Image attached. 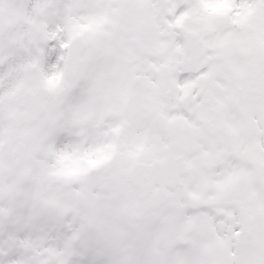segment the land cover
Masks as SVG:
<instances>
[{"label": "snow or ice", "instance_id": "obj_1", "mask_svg": "<svg viewBox=\"0 0 264 264\" xmlns=\"http://www.w3.org/2000/svg\"><path fill=\"white\" fill-rule=\"evenodd\" d=\"M0 264H264V0H0Z\"/></svg>", "mask_w": 264, "mask_h": 264}]
</instances>
